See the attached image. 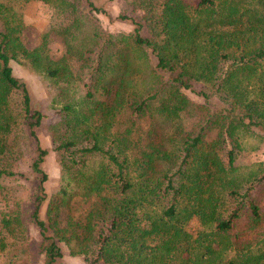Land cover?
Wrapping results in <instances>:
<instances>
[{
	"label": "trees",
	"instance_id": "trees-1",
	"mask_svg": "<svg viewBox=\"0 0 264 264\" xmlns=\"http://www.w3.org/2000/svg\"><path fill=\"white\" fill-rule=\"evenodd\" d=\"M26 1L0 0V182L24 177L13 168L23 121L44 264L62 257L56 241L89 264H264V161L235 163L264 141V0H132L143 22L131 18L128 33L104 30L92 0H42L61 16L56 58L46 35L32 49L20 41ZM10 59L46 82L60 113L46 127L60 179L43 220L42 114ZM20 224L0 216V251Z\"/></svg>",
	"mask_w": 264,
	"mask_h": 264
},
{
	"label": "rangeland",
	"instance_id": "rangeland-1",
	"mask_svg": "<svg viewBox=\"0 0 264 264\" xmlns=\"http://www.w3.org/2000/svg\"><path fill=\"white\" fill-rule=\"evenodd\" d=\"M81 6L85 5L84 0H77ZM94 5L102 11H96L93 14L99 19L101 27L111 33L124 32L128 33L132 30L133 24L131 18L135 21L143 22V9L139 8L132 0H92ZM194 2L196 0H189ZM16 9V8H15ZM19 13L22 21V27L17 35L23 45L32 49L41 43L44 35L47 36V46L53 57H59L63 53V44L60 36L57 35V29L61 21V16L55 8L42 0H28L21 8ZM124 15L129 18H121ZM3 18L0 16V26L3 28ZM143 35H146L145 28L141 30ZM152 65H155V58L150 55ZM12 73L15 77L22 81L29 94V106L31 111L38 110L42 114L41 124L35 128L38 143L42 148L48 150L41 168L47 174V179L43 183L46 193L45 200L41 203L38 211L40 219L46 218V206L48 197L52 194L55 188L59 185L60 170L57 161L56 152L52 149V143L49 134L47 133V125L56 122L60 113L56 104L52 103L50 98V90L46 82L34 72L30 71L23 62H17L15 59L9 60ZM187 96L196 102H202L203 98L200 95L193 93L189 89H183ZM18 97V99H16ZM14 102L19 100L17 96L11 98ZM20 101V100H19ZM211 105H214L215 98L211 100ZM17 138L14 141L15 150H19L18 158L14 160V169H18L24 173L23 178L8 177L0 182V216L3 214L19 215L21 224L18 227L15 238H18V243L13 245V236L7 234L6 241L8 247L0 251V264H44L43 253L38 245L41 241L38 228L31 221L29 212L33 207V196L38 179L30 173L28 163L36 154L34 151V141L31 139L26 141L29 143L25 146V138L21 133H26L28 127L23 121L19 122ZM22 131V132H21ZM15 132V130H14ZM251 150L240 152L235 163L240 166L254 164L264 161V141L256 144L255 140H249ZM254 145H257L256 147ZM23 150V152H22ZM220 158L227 163V149L220 147L218 149ZM198 224L195 220H191L188 224V229L195 232ZM0 230V236L1 234ZM232 237V231L228 232ZM59 246L62 257L58 260V264H89L84 260L82 255H71L69 247L64 241H56ZM95 253V244L92 243L89 248L88 256L92 257ZM100 264V263H98Z\"/></svg>",
	"mask_w": 264,
	"mask_h": 264
}]
</instances>
